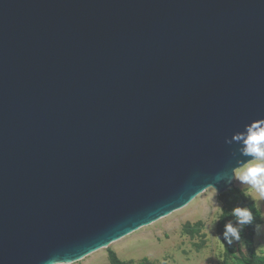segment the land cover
<instances>
[{"label": "water", "instance_id": "obj_1", "mask_svg": "<svg viewBox=\"0 0 264 264\" xmlns=\"http://www.w3.org/2000/svg\"><path fill=\"white\" fill-rule=\"evenodd\" d=\"M261 119L264 0H0V264L222 194Z\"/></svg>", "mask_w": 264, "mask_h": 264}, {"label": "rangeland", "instance_id": "obj_2", "mask_svg": "<svg viewBox=\"0 0 264 264\" xmlns=\"http://www.w3.org/2000/svg\"><path fill=\"white\" fill-rule=\"evenodd\" d=\"M232 186L251 204L261 235L256 234V225L252 232L247 226L241 232V242L229 245L224 239L225 225H239L227 218L219 230L223 206L219 194L207 188L184 207L164 216L171 215L165 221L159 218L69 264H112L111 255L121 264H264V201L234 179Z\"/></svg>", "mask_w": 264, "mask_h": 264}, {"label": "clouds", "instance_id": "obj_3", "mask_svg": "<svg viewBox=\"0 0 264 264\" xmlns=\"http://www.w3.org/2000/svg\"><path fill=\"white\" fill-rule=\"evenodd\" d=\"M233 142L239 145L233 155L238 152L240 158H250L236 160L239 166L236 167L232 178L241 185L248 186L257 194L259 200L264 201V119L245 125L243 131L236 132L231 139L225 140V143L229 145ZM232 215L241 227H234L232 223L225 225L224 239L229 245L233 241L241 242L243 226L251 225L254 219L253 212L247 207H235ZM255 231L258 236L261 235L259 225L255 226ZM222 246L224 247L223 244ZM68 262L59 261L57 264H68ZM46 264H53V262L48 261Z\"/></svg>", "mask_w": 264, "mask_h": 264}, {"label": "trees", "instance_id": "obj_4", "mask_svg": "<svg viewBox=\"0 0 264 264\" xmlns=\"http://www.w3.org/2000/svg\"><path fill=\"white\" fill-rule=\"evenodd\" d=\"M218 199L222 203V206H223V216H222V219H221L222 221L220 222V226H219L220 231L223 230L222 224H223V221L226 220L227 218L231 219V222L235 221V223H237L236 218L232 215V210L235 207H242V208L247 207L253 212L251 208V204L247 202V200L244 198L242 193L236 188L232 187L226 190L222 194L218 195ZM253 216H254L253 223L251 225L243 226V230L245 227L249 226L251 228L250 231L251 232L253 231L254 226L257 224L255 220L256 215L254 214V212H253ZM239 227L241 226L239 225ZM110 261L112 264H121L114 255L110 256Z\"/></svg>", "mask_w": 264, "mask_h": 264}, {"label": "bare ground", "instance_id": "obj_5", "mask_svg": "<svg viewBox=\"0 0 264 264\" xmlns=\"http://www.w3.org/2000/svg\"><path fill=\"white\" fill-rule=\"evenodd\" d=\"M177 212V211H176ZM173 214V213H172ZM169 216H171V215H169ZM169 216H167V217H163V219H161L162 221H165L166 220V218H169ZM161 222V221H160ZM156 224V223H155ZM152 226H154V224L152 225Z\"/></svg>", "mask_w": 264, "mask_h": 264}]
</instances>
